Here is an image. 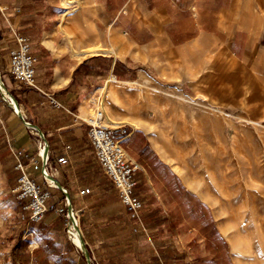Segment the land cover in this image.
Wrapping results in <instances>:
<instances>
[{
	"label": "crops",
	"instance_id": "obj_1",
	"mask_svg": "<svg viewBox=\"0 0 264 264\" xmlns=\"http://www.w3.org/2000/svg\"><path fill=\"white\" fill-rule=\"evenodd\" d=\"M0 7L2 50L9 54L20 35L37 58L36 87L16 81L9 62L1 77L0 198L7 208L0 229L7 217L22 226L17 255L26 264L68 259L67 242L54 237L59 210L68 212L59 189H51L43 220L22 219L29 199L18 196L16 166L21 161L40 183L43 168L22 112L43 132L52 180L67 189L85 220L86 244L98 254L134 245L153 246L152 256H237L199 149L236 129L227 122L243 114V70L264 68V0H0ZM100 97L137 166L143 226L120 202L92 146L86 121ZM196 243L208 253L197 254ZM46 245L44 257L35 256Z\"/></svg>",
	"mask_w": 264,
	"mask_h": 264
},
{
	"label": "rangeland",
	"instance_id": "obj_2",
	"mask_svg": "<svg viewBox=\"0 0 264 264\" xmlns=\"http://www.w3.org/2000/svg\"><path fill=\"white\" fill-rule=\"evenodd\" d=\"M5 41L1 36L0 74L3 80L10 56V53L2 50L1 45ZM256 79L258 84L254 83ZM242 80L243 114L227 122L235 125L236 129L226 133L224 142L219 141L211 146L207 144L209 147L199 149V154H204V159L208 160L204 166L206 172L217 181V186L214 184L218 191L216 195H219L216 214L232 242L230 250H235L237 256H152L155 250L153 246L138 250L134 245L112 246L116 253L107 255L98 254L95 246L86 244L91 254V264H264V68L243 70ZM226 103L231 106L229 101ZM198 155L196 153V161L199 160ZM6 208L4 200L0 198V210ZM75 211L85 240V220L78 210ZM59 212L61 215L53 222L57 223L54 237L67 242L65 256L68 259L63 264H89L84 251L78 249L69 237L65 207ZM5 219L4 227L0 229V264H26L23 256L17 255L14 250L18 242H22V226L15 224L14 219L11 222L10 218ZM51 246L52 242L49 244L50 253L53 251ZM49 247L35 248V256L43 258ZM195 248L197 254L209 251L202 243H196ZM102 252H105V248ZM72 260L74 263H71Z\"/></svg>",
	"mask_w": 264,
	"mask_h": 264
},
{
	"label": "built area",
	"instance_id": "obj_3",
	"mask_svg": "<svg viewBox=\"0 0 264 264\" xmlns=\"http://www.w3.org/2000/svg\"><path fill=\"white\" fill-rule=\"evenodd\" d=\"M16 41L18 44L17 47L10 51L9 70L16 81L36 87L35 66L37 58L30 53V44L26 38L17 35ZM53 101L57 104L55 100ZM86 122L89 126V137L95 154L105 173L117 188L120 201L126 206L130 217L143 226L140 215V209L142 208L143 203L134 194L137 185L135 177L137 166L127 157L126 151L118 137L116 128L110 124L106 117L103 97L95 100V109ZM27 127L38 139V153L41 154L43 150V154L41 155L43 162L41 175L44 181L42 183L35 181L29 174H27L21 161H19L16 166L17 169L22 170V173L18 178V196L20 198L29 199L28 205L24 208L28 211V214H23L22 219L31 223L39 222L45 218L49 210L47 201L52 196V188L60 190L67 205L68 198L66 194L68 191L65 188H60L58 185L52 186L50 182V180H52L50 179L51 174L47 168L49 157L46 152L47 143L44 134H41L33 127ZM21 153L22 152H19V155ZM58 161L59 163H65L67 159L62 157ZM89 192L90 189L81 191L82 194ZM73 215L74 218H78V213L75 209H73ZM67 218L69 223V220H72L69 211L67 212Z\"/></svg>",
	"mask_w": 264,
	"mask_h": 264
},
{
	"label": "water",
	"instance_id": "obj_4",
	"mask_svg": "<svg viewBox=\"0 0 264 264\" xmlns=\"http://www.w3.org/2000/svg\"><path fill=\"white\" fill-rule=\"evenodd\" d=\"M0 82H1V84L4 86V83H3V81H2V79H1V75H0ZM1 89V88H0ZM14 100L16 101V104L18 105V102H17V100L14 98ZM16 111L18 112V110L16 109ZM19 113V115H20V117H21V119L24 121V123L27 125V126H30V127H33V128H35V129H37L38 130V132H40L41 134H43V132H41L38 128H37V126H35L34 124H32L31 122H29L27 119H25V117L23 116V113L21 112H18ZM51 178H53L52 176H50ZM54 179V178H53ZM58 185V184H57ZM59 186V185H58ZM60 188H63L62 186H59ZM66 196H67V198H68V211H69V213H70V215H71V219H75L74 218V215H73V209H74V207H73V205H72V203H71V200H70V197H69V195H68V193L66 194ZM78 229L81 231V229H80V227H78ZM82 233V232H81ZM81 241H82V250L84 251V254H85V256H86V259H87V261H88V263L89 264H91V254H90V251L88 250V248H87V246H86V242H85V240H84V236L83 235H81Z\"/></svg>",
	"mask_w": 264,
	"mask_h": 264
},
{
	"label": "bare ground",
	"instance_id": "obj_5",
	"mask_svg": "<svg viewBox=\"0 0 264 264\" xmlns=\"http://www.w3.org/2000/svg\"><path fill=\"white\" fill-rule=\"evenodd\" d=\"M3 87L4 86L0 82V88L2 89ZM103 91L105 93L106 89H103ZM42 152H43V150H42ZM42 152H41V155L43 154ZM50 179H52V178H50ZM50 182H51L52 186H57L56 182H54L53 180H50ZM78 227H80L79 226V220L77 217H75V219H72L69 221L68 227H67V232L69 234L71 241L75 244V246L78 249L82 250L81 231L78 229Z\"/></svg>",
	"mask_w": 264,
	"mask_h": 264
}]
</instances>
